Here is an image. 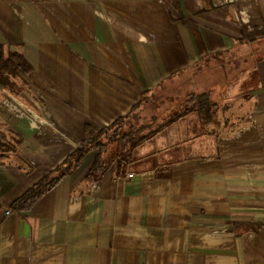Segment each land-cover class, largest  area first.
<instances>
[{
  "label": "crops",
  "instance_id": "1",
  "mask_svg": "<svg viewBox=\"0 0 264 264\" xmlns=\"http://www.w3.org/2000/svg\"><path fill=\"white\" fill-rule=\"evenodd\" d=\"M11 51L30 69L0 85V131L18 139L0 159V264H264V0H0ZM211 58L249 72L225 77L238 92L216 119L188 115L179 155L96 179L97 149L71 159ZM50 177L29 208L14 205Z\"/></svg>",
  "mask_w": 264,
  "mask_h": 264
},
{
  "label": "rangeland",
  "instance_id": "2",
  "mask_svg": "<svg viewBox=\"0 0 264 264\" xmlns=\"http://www.w3.org/2000/svg\"><path fill=\"white\" fill-rule=\"evenodd\" d=\"M229 61L233 62V60ZM226 63V59H206L191 70L164 81L158 88L146 94L139 106L134 109L130 118L125 120L123 129L126 130L128 124H134L135 127L145 126L146 128H143L141 134L147 133L149 130L157 128L159 124H162L167 119L172 118L173 113L182 111L187 102L188 95L200 92L210 93L211 99L216 102V112L224 109L229 100L228 96L238 92V82L226 80L225 77L229 75L232 78L239 77L249 72V70L236 68L231 63L230 65ZM226 82L228 83L225 84ZM216 115L215 113V119L217 118ZM190 116H192L193 122L196 124L198 121L196 113H191ZM189 117L188 115L185 116L167 127L165 133L163 131L158 132V135L149 139L148 142H144L145 144H141L142 146L140 145L141 147L139 146V149L134 152L133 159L135 164L131 167L154 166L168 149L175 146L174 150H176V145L179 144L177 139L186 138L184 135ZM188 125L191 127L194 124L190 123ZM0 134L6 135L7 141H11L9 133L0 131ZM194 151L197 153L199 150ZM177 152L176 150V154L179 155ZM1 153L5 155L2 158L4 159L11 152L0 149Z\"/></svg>",
  "mask_w": 264,
  "mask_h": 264
},
{
  "label": "trees",
  "instance_id": "3",
  "mask_svg": "<svg viewBox=\"0 0 264 264\" xmlns=\"http://www.w3.org/2000/svg\"><path fill=\"white\" fill-rule=\"evenodd\" d=\"M29 69L30 66L21 53L11 51L6 57L0 54V85L12 91L15 84L11 79L16 77L18 73H27ZM145 96L146 94L142 96L140 103ZM140 103H138L136 107H138ZM216 107V102L211 99L209 92L190 94L187 96V102L182 111L176 112L175 114L173 113L172 118L159 124L157 128L142 134L141 132L143 128H146L145 126L135 127L134 124H128V128L126 130L123 129L125 120L129 119L132 113L128 116L117 118L110 126L100 128L91 138L83 142L81 144L83 148L78 149V151L76 150L71 159H77L79 162L80 157H82L86 151L89 149H97L98 153L88 171V177L96 179L99 174L113 163L117 166L130 163L133 159L134 152L141 144L151 139L158 132L166 130L171 124L185 116L196 113L198 120L202 124L209 122L216 112ZM0 137V149L2 151H10L11 153L16 151L18 139L11 135V141H7L8 139L4 134H0ZM3 157H5V155L1 153L0 159ZM71 159L68 158L66 160L64 168L58 170L59 174H62V171L70 170L74 166V161H71ZM56 178L57 177H50L36 183L26 191L14 205L17 208H29L42 194L52 187Z\"/></svg>",
  "mask_w": 264,
  "mask_h": 264
},
{
  "label": "built area",
  "instance_id": "4",
  "mask_svg": "<svg viewBox=\"0 0 264 264\" xmlns=\"http://www.w3.org/2000/svg\"><path fill=\"white\" fill-rule=\"evenodd\" d=\"M5 214H9V210H7V211L5 212Z\"/></svg>",
  "mask_w": 264,
  "mask_h": 264
}]
</instances>
